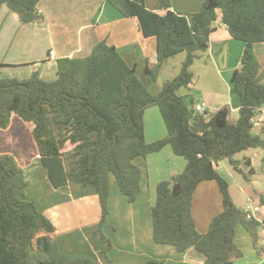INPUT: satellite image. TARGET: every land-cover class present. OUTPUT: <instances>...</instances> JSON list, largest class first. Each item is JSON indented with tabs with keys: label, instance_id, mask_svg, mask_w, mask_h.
I'll list each match as a JSON object with an SVG mask.
<instances>
[{
	"label": "trees",
	"instance_id": "obj_1",
	"mask_svg": "<svg viewBox=\"0 0 264 264\" xmlns=\"http://www.w3.org/2000/svg\"><path fill=\"white\" fill-rule=\"evenodd\" d=\"M42 0H0L18 14L23 24L43 19ZM125 18H136L144 37L157 41V63L145 67V79L137 65H129L114 45L101 41L91 53L57 59V78L46 81L35 71L25 80L0 76V129L11 127L13 118L27 124L42 165L55 189L71 182L84 189L93 186L99 196L102 216L94 236L101 248L98 261L60 251L56 227L25 199L29 186L18 153H0V264H102L113 248L103 230L109 210V181L113 175L129 202L141 193V168L137 158L161 152L170 146L186 159L181 173L157 185L152 207L153 238L184 253L194 248L206 256V264H233L244 253L236 243L237 226L251 235L259 256L260 228L248 220L234 202L229 182L219 173L227 160L235 171L242 161L235 156L248 149H263V133L253 119L264 109V64L257 48L264 45V0H205L190 17L171 10V0H158L157 11L145 0H107ZM159 11H165L161 15ZM218 11L230 35L245 43L240 67L232 75V92L240 97L239 118L230 111L196 113L194 101L180 95L193 82L191 67L199 52L209 48ZM186 54L179 74L164 82L153 94L168 60ZM158 107L167 136L146 141L145 112ZM260 130V129H259ZM204 181H216L223 197V210L206 233H200L193 214V195ZM264 207V195L260 198ZM154 262H151V264ZM112 264V263H111Z\"/></svg>",
	"mask_w": 264,
	"mask_h": 264
},
{
	"label": "crops",
	"instance_id": "obj_2",
	"mask_svg": "<svg viewBox=\"0 0 264 264\" xmlns=\"http://www.w3.org/2000/svg\"><path fill=\"white\" fill-rule=\"evenodd\" d=\"M64 1L66 0H42L39 10L43 19L32 24H23L18 14L9 9L7 11H4V8L1 9L0 19L4 14L6 23L0 24V34L14 26L16 37L22 38L20 33H26L29 37L23 38L22 46L15 54L10 50L4 51L0 47V72L10 69L17 70L28 65V69H31L30 75L39 71L40 76L45 79L49 70L53 67L57 68V59L87 55L101 41L107 40L109 44L117 48L129 65H137V75L143 76L144 74L143 78L140 76L139 78L145 79L147 63L150 65L157 63L156 38L144 37L138 20L125 18L107 0H97V4L89 12L91 21L79 25L74 36L65 33L69 29L64 31L61 28L62 42L56 48L52 25H55L57 20L59 24H63L60 18L64 11L60 6ZM157 1L145 0L146 7L151 11H157ZM204 2L205 0H171V10L190 17L200 11ZM71 4L73 3H68V5ZM81 8L82 3L80 5L78 3L73 6V9L67 11L71 16H78ZM61 11L63 13L60 15ZM158 13L163 15L165 11ZM92 29L90 33L89 30ZM46 33V43H44L46 46H43L47 49V56L43 62L35 57L30 46L35 49V45L43 43L42 40L36 43L35 38ZM26 41H29L28 46H26ZM244 50L245 43L230 35L223 22L222 12L218 11V19L214 23L209 48L198 53L199 57L191 67L194 75L193 82L189 88H183L179 92L180 95L184 96L188 103L193 99L194 106L204 105L205 113L209 115L222 108H228L229 120L236 122L239 118L241 103L239 95L232 92L231 78L234 71L241 66L240 60ZM257 52L259 57L260 53L264 52V45H259ZM52 53L53 56H51ZM24 54L25 57H23ZM181 54L183 57L180 61L173 63L174 57L162 67L159 80L163 73L166 74V70L173 72L163 78V84L166 79H173L179 74L186 58L185 53ZM163 84L159 85L156 91L159 92ZM156 110L147 109L145 112V136L148 143L167 136V128L164 126L161 112ZM258 116L263 118L262 128L258 132L262 131L261 134L264 137V109ZM7 152L18 153L17 158L29 183L27 191L30 190L32 181L35 184L36 193L31 197L32 202L55 225L60 251L69 255H82L93 262L98 261L97 255L101 243L99 238L93 235V231L99 226L102 210L96 189L93 186L84 189L82 185L75 182L55 189L49 181L47 169L44 166L45 171L41 169L40 164L42 163L31 137V129L17 117L13 118L10 128L0 129V153ZM261 153L256 151L254 156L258 157ZM242 161L240 168L245 173L242 174L246 180L245 185L239 183L231 171L223 167L222 162L219 164L218 171L229 182L230 192L234 193L232 198L236 205L244 210L248 199L251 198L255 203H260V198L264 195V157L260 167L254 166L253 159L248 156H244ZM135 163L142 170V190L135 202H129L127 197L121 193L115 177L110 176V214L103 227L105 234L111 238L113 244L108 254L110 264H151V262H154L152 264H206V256L194 248L180 253L173 246L156 244L153 238L152 207L156 202L157 185L161 181L170 180L174 174L181 173L187 161L175 155L172 148L167 146L161 152L149 155L146 159L137 158ZM37 186L41 188L40 191ZM222 210L223 199L217 183L215 181L202 182L193 195L192 206V214L198 231L203 234L208 232L212 219ZM257 222L260 228V245L263 248V256L257 253L251 235L242 225H239L236 229L235 240L244 255L233 264H264V208ZM101 263L109 264L107 260Z\"/></svg>",
	"mask_w": 264,
	"mask_h": 264
},
{
	"label": "rangeland",
	"instance_id": "obj_3",
	"mask_svg": "<svg viewBox=\"0 0 264 264\" xmlns=\"http://www.w3.org/2000/svg\"><path fill=\"white\" fill-rule=\"evenodd\" d=\"M68 3H73V4L68 5ZM78 3H79V5H80V3H82V8L79 11L78 16H76V15L71 16V14L67 10L73 9V6L76 5V4H78ZM96 4H97V0H66V1H64L61 4L60 8L63 9L64 14H63L62 18H60V20L63 22V24L62 25L59 24V20L56 19L57 20L56 24L55 25H52V34L54 36V41L56 43V45H55L56 48H58L60 42H62L61 41L62 38L60 36L61 28L64 31H66L67 29H69L65 33L68 34V35L74 36L75 31H76V29H77V27L79 25L85 24L86 22H90L91 21V15L89 14V12H91V10L95 7ZM2 8H4V11H7V9H8V7L6 5H4ZM63 11H61V13H59V14L61 15L63 13ZM5 23L6 22L4 20V14H2L1 15V19H0V24H5ZM92 31H93V29L92 30H89L90 33ZM4 32L5 33H1L0 34V47H2V49L4 51L10 50V52L13 53V54H15L16 51L21 48L23 38L25 36H27V38L29 37L26 33H20L21 36H22V38H20V39L18 37H16V35H15L16 34L15 33L16 32V27H14V26H12L7 32L6 31H4ZM46 36H47V33L44 34L43 36H41V37H44L42 39H41V37L35 38L36 43H38L40 40L43 41V43L38 44V45H35V49H32V46H30V48H31L30 50L34 52L35 57L36 58H39L40 60H43V62H44V59L47 56V49L45 48L46 45L44 44V43H46L45 42L46 41V39H45ZM35 37H37V36L35 35ZM71 41H73V39H71ZM28 45H29V41H26V46H28ZM43 45H45V46H43ZM23 57H25V54H24ZM181 57H183V54H180V55L176 56L173 63H177L178 60L180 61ZM39 59H36V60H39ZM259 61H260L261 64H264V52L263 53H260V55H259ZM30 73H31V69L29 70L28 69V65H26V67H22V68L17 69V70L10 69V70L1 71L0 72V76L1 77H9V78H17L19 80H25V79H28L31 76ZM47 73H48V75H46V77H45V80L46 81H53V80H55L57 78V68L56 67H53ZM170 73H173V72L172 71L171 72H168V70H166V74L163 73L162 76L160 77V80L155 85H152L151 92H158L156 90L158 89L159 85L163 84L162 83L163 78L165 76H169ZM139 76L141 78H143L144 77V74H143V76H141V75H139ZM161 89H162V87H161ZM149 109L150 110L157 109L156 111H160V110H158L159 109L158 107H150ZM160 115H161V113H160ZM147 118H148L147 119V124L149 126V116ZM161 122H162V120H161ZM163 123H164V120H163ZM164 126H165V123H164ZM165 128H166V126H165ZM29 129H30V127H29ZM28 132H29V130H28ZM256 151H258L260 153L262 152V153L258 157H255L254 156V153ZM244 156H248L249 158H252L253 161H254L253 162V165L254 166H257V167H260L262 165V162H263L264 150L263 149H254V148L248 149L246 151H243V152L237 154L235 156V158L238 159V160H240V161H242V159H243ZM179 157H181V156H179ZM222 163H223L222 164L223 167H225L226 169H228L229 171H231V173L233 174V176L235 177V179L239 181V183H242V185H245L246 184L245 177L241 173H238L237 171H235L233 169V167L229 164V162L227 160L222 161ZM242 164H243V161H242ZM40 165L42 167L41 169H44L43 168V165L42 164H40ZM44 171H45V169H44ZM36 185H37V183H36ZM37 189H38V191L41 190V188L39 186H37ZM156 190H157V188H156ZM35 193H36V186H35V184L32 181V186H31L30 190L29 191L26 190L25 199L28 200V201H33L31 199V197ZM230 193H231V196H232V194H234L232 192H230ZM222 199H223V197H222ZM101 216H102V213H101ZM94 231H93V235H94ZM97 257H98V255H97Z\"/></svg>",
	"mask_w": 264,
	"mask_h": 264
},
{
	"label": "built area",
	"instance_id": "obj_4",
	"mask_svg": "<svg viewBox=\"0 0 264 264\" xmlns=\"http://www.w3.org/2000/svg\"><path fill=\"white\" fill-rule=\"evenodd\" d=\"M51 56H53V53L51 54ZM194 111L196 113H205L206 108L204 105H197L194 106ZM253 123L254 129L257 131L262 128L263 118L257 116L255 119H253ZM263 208V206H261L259 203H255V201L250 198L246 201V205L243 211L245 212L248 220L257 221V218L259 217V214L262 212Z\"/></svg>",
	"mask_w": 264,
	"mask_h": 264
}]
</instances>
